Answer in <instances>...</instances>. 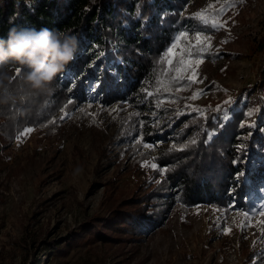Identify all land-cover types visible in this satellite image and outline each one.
Returning a JSON list of instances; mask_svg holds the SVG:
<instances>
[{
    "label": "rangeland",
    "instance_id": "1",
    "mask_svg": "<svg viewBox=\"0 0 264 264\" xmlns=\"http://www.w3.org/2000/svg\"><path fill=\"white\" fill-rule=\"evenodd\" d=\"M221 9L218 22L223 27L196 18L202 12L216 16ZM183 13L206 29L186 31L189 38L181 46L195 49L197 33L209 40L203 45L202 62L182 73L179 83H185L173 91L178 96L164 98L162 105L172 107L177 116L223 106L221 119L227 122L258 96L264 99V0H191ZM177 75L173 72L174 79ZM96 85L88 89V106L60 113L56 137L45 139L38 127H27L30 134L22 135L24 130L0 160V264H264V215L259 214L264 181L250 191L247 207L235 202L226 208L201 204L185 211L174 188L163 230L152 228L141 237L123 234L111 244H91L85 235L67 254L59 253L58 260L41 253L47 243L67 245L84 224L110 217L116 206L141 202L165 179L157 157L174 145L173 134L168 140H148L142 123L174 134L180 129L156 111L146 112L145 120L128 102L103 105ZM246 88L255 91L246 94ZM197 93L203 94L192 99ZM246 113L250 128L244 137L258 130L264 135V122L257 121L255 109ZM134 114L140 118L137 134L128 137L125 146L116 133ZM255 144L247 159L252 171L264 162V149ZM34 240L42 241V247L36 249Z\"/></svg>",
    "mask_w": 264,
    "mask_h": 264
},
{
    "label": "trees",
    "instance_id": "2",
    "mask_svg": "<svg viewBox=\"0 0 264 264\" xmlns=\"http://www.w3.org/2000/svg\"><path fill=\"white\" fill-rule=\"evenodd\" d=\"M190 1L0 0V38L7 39L9 30L16 27L60 30L78 40L75 59L58 74L50 94L0 106V160L27 127H38L45 139L56 137L60 113L88 106L92 83L98 85L95 94L103 105L128 102L145 120L149 119L146 112L156 111L169 116V123L180 129L176 134L170 129L153 130L143 121L141 129L148 140H168L173 134L174 145L157 157L165 169V179L141 202L116 206L110 217L84 224V230L67 245L47 243L54 247L41 249L46 258L58 260L59 253L67 254L66 250L85 235L91 244H111L123 234L141 237L152 228L163 230L174 204V188L185 211L201 204L226 208L235 202L247 207L250 191L264 181V162L253 171L247 162L256 141L261 144L259 150L264 149V135L258 130L250 138L244 137L250 128L246 123L249 108L255 109L258 122H264L261 96L234 112L227 122L221 119L223 106H204L201 113L177 116L172 107L162 105L164 98L178 96L173 91L185 82L174 85L173 72L167 64L159 63L161 56L178 34L206 29L195 17L183 13ZM245 91L250 94L255 90ZM148 92H152L149 98ZM139 120L136 114L131 116L115 138L125 139L122 143L128 146L126 139L136 136ZM210 132L215 133L212 138ZM242 142L245 147L237 152L236 146ZM237 156L242 162L233 164ZM32 244L36 249L42 247L39 240Z\"/></svg>",
    "mask_w": 264,
    "mask_h": 264
},
{
    "label": "clouds",
    "instance_id": "3",
    "mask_svg": "<svg viewBox=\"0 0 264 264\" xmlns=\"http://www.w3.org/2000/svg\"><path fill=\"white\" fill-rule=\"evenodd\" d=\"M77 49V37L60 30L11 28L0 38V106L50 94Z\"/></svg>",
    "mask_w": 264,
    "mask_h": 264
},
{
    "label": "snow or ice",
    "instance_id": "4",
    "mask_svg": "<svg viewBox=\"0 0 264 264\" xmlns=\"http://www.w3.org/2000/svg\"><path fill=\"white\" fill-rule=\"evenodd\" d=\"M235 6V5H232ZM211 7V6H210ZM223 13V9H221V12L218 13L216 16L209 17L205 13H198L197 14V19H200L205 25H208L209 23L211 24V27L213 28H220L223 27L222 24H219L218 22V17ZM189 37L187 36L186 32H182L175 36L173 38L172 43L169 45V47L166 49L165 53L161 56L159 63L160 64H167L169 68V72H176L177 78H176V83H179L180 80H182L184 77L182 73L188 72L189 70L192 69V65H197L202 62L201 53L203 51V45L206 44V42L209 40L208 37H205L199 33H197L194 36V39L197 41L195 49H185L182 47V42L187 40ZM179 49V51H177ZM100 55H103L102 53ZM113 75H116L114 72ZM191 81V78H189ZM195 82V81H191ZM98 86V85H96ZM94 90V88L92 89ZM203 93H197L192 97V99H196L199 97V95H202ZM151 95V93H149ZM71 103V101H69ZM230 103V101H229ZM90 106V105H89ZM219 110V109H218ZM200 111V110H196ZM252 113L249 112V115ZM63 118V117H62ZM227 114H225L224 119L226 120ZM222 126V125H221ZM32 131L31 128L25 130V132L22 135H27L30 134ZM211 135H215L213 132ZM195 141H191L190 143H194ZM145 147H148L147 144L144 145ZM245 146L243 144L237 145L236 150L237 152H240L242 148ZM237 162H242L240 161L239 156L236 157L235 160H233V164H236ZM152 167H156V165H152ZM260 215H264V206L261 207V211L259 213ZM247 219H251V216L248 214H245ZM225 234H227L225 232Z\"/></svg>",
    "mask_w": 264,
    "mask_h": 264
}]
</instances>
